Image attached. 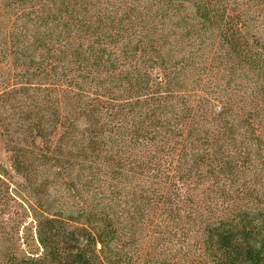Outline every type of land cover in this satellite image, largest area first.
Wrapping results in <instances>:
<instances>
[{
  "label": "trees",
  "instance_id": "16d2710c",
  "mask_svg": "<svg viewBox=\"0 0 264 264\" xmlns=\"http://www.w3.org/2000/svg\"><path fill=\"white\" fill-rule=\"evenodd\" d=\"M0 1L10 6L25 0ZM149 1L150 5L134 9L113 0H35L29 13H23L27 19L22 23L21 38L11 34V44L0 41V60H5L0 62V71L5 68L4 73L16 80L0 91V135L12 170L0 163V264H122L131 259L120 248L118 213L103 196L89 194L91 180L79 172L84 169L75 171L71 163L72 158L84 156L85 150L63 135L81 127L93 128L100 141L124 147L149 134L154 135V143H150L155 146L184 139L183 124L169 133L158 129L164 117L160 110L142 106L139 113H121L119 124L113 125L115 120L110 121L101 108L81 103L79 89L89 83L92 67L105 66L104 59L112 63L110 55L104 58L108 47L119 55L129 52L135 57L143 50L153 58L170 57L161 40L125 34L132 19L144 15L142 10L171 13L180 31H209L212 42L230 59H248L263 98L256 99L253 106L264 104V56L258 50L247 56L243 49L249 40L246 36L254 35L247 17L263 14L264 0ZM189 18L195 22L188 23ZM69 66L73 68L70 73ZM131 68H106V74L117 83L132 86L130 77L138 81L142 75L136 64ZM161 74V80L175 83V77L165 70ZM44 83L51 85L42 88ZM157 103L162 105L160 100ZM109 111L112 114L114 108ZM219 116L225 129L232 126L227 111L221 110ZM105 117L109 123L102 122ZM253 119L264 129V111ZM149 124L152 131L147 130ZM42 145H47L46 152L38 151ZM14 176L20 180L15 181ZM51 178L62 183L61 190L51 192ZM8 200L13 208H6ZM203 240L205 251L198 259L183 262L154 257L137 264H264V211L234 212L207 226Z\"/></svg>",
  "mask_w": 264,
  "mask_h": 264
},
{
  "label": "rangeland",
  "instance_id": "374dc122",
  "mask_svg": "<svg viewBox=\"0 0 264 264\" xmlns=\"http://www.w3.org/2000/svg\"><path fill=\"white\" fill-rule=\"evenodd\" d=\"M34 1L10 6L0 1V41L11 44V34L21 38L22 23L27 19L23 13H29V5ZM149 2L113 0L133 5L134 9L148 6ZM142 12L143 16L132 19L125 34L161 40L170 57L153 58L143 54V50L135 57L129 52L119 55L108 47L104 58L110 55L112 63L104 59L105 66L92 67L89 83L79 89L81 103L101 108L110 121L115 120L113 125L119 124L117 117L121 113H139L142 106L160 110L164 117L158 129L169 133L177 124H183L184 139L175 138L155 146L151 144L154 135L149 134L125 147L112 146L100 141L97 130L83 127L63 136L85 150L84 156L72 158L75 160L71 159V163L75 164V171L84 169L79 172L91 180L89 194L103 196L118 213L122 229L120 248L131 258L122 264H137L154 257L186 262L204 253L203 234L207 226L237 211H264V129L253 119L256 114H263L262 102L257 108L253 106L256 99L263 98L256 89L259 81L249 70L248 59H230L225 50L212 42L214 37L209 31L185 33L180 31L177 19L170 17L171 13L166 16ZM247 18L254 35L246 36L249 40L244 52L248 56L258 50L264 56V13H251ZM187 21L195 22L190 18ZM134 64L141 69L142 77L138 81L130 77L132 86L107 77L106 68L130 70ZM163 70L175 77L174 84L161 80ZM5 71H0L2 92L5 84L16 81ZM67 71L70 73L73 68L69 66ZM47 85L51 84L44 83L42 88ZM110 107L114 108L112 114ZM223 109L232 124L227 129L219 116ZM102 122L109 123L106 117ZM149 125L147 130L152 131L154 127ZM46 146L38 151L46 152ZM0 163L12 172L1 135ZM51 184L52 193L63 187L58 179ZM13 204L8 200L6 208H13ZM16 218L15 221L20 215Z\"/></svg>",
  "mask_w": 264,
  "mask_h": 264
}]
</instances>
